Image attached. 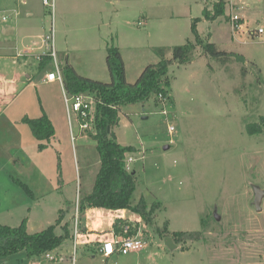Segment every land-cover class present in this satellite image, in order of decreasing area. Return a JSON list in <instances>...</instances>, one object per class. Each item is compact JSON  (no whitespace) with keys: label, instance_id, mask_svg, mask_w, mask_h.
Instances as JSON below:
<instances>
[{"label":"rangeland","instance_id":"1","mask_svg":"<svg viewBox=\"0 0 264 264\" xmlns=\"http://www.w3.org/2000/svg\"><path fill=\"white\" fill-rule=\"evenodd\" d=\"M25 1L26 5L20 0H0V45L14 44L15 56L28 51L26 57L0 62V74L21 77L19 98L0 111V224L17 227L28 218L29 233L35 234L54 225L65 210L63 224L57 227L62 233L65 223L72 228L75 206L80 196L92 191L100 163L96 141L80 133L75 121L73 140L62 91L56 96L52 88L41 84L46 73L55 72L53 61L40 69L36 58L44 52L42 37L53 19L56 50L61 49L81 75L110 81L107 48L114 44L124 58L128 81L134 83L147 65L159 62L152 47L194 41L192 19H171L167 13L181 14L179 6L193 1L192 16L202 18V5L208 2L206 9L211 7L213 13L220 0H109L108 6L107 0H55L53 15L42 0ZM164 5L170 7L165 10ZM13 10L18 15L2 21ZM229 12L227 4L225 15L216 23L202 22L197 30L205 38L211 32V42L221 51L245 55V80L239 63L221 68L199 47L191 63L175 62L169 67V98L152 94L145 102L121 107L114 132L120 144L135 149L128 155L134 158L130 167L136 172L131 203L143 199L148 208L144 218L132 211L124 214L141 218L138 227L145 248L113 254L107 262L103 255L79 247L76 264H264V202L262 213L251 204V184L264 188V134L250 136L245 129L264 116V39L244 32L246 39L235 41L226 18ZM235 13L250 15L255 27L264 28V0H245ZM27 29L33 33L27 34ZM244 34H238V39ZM242 83L246 87L237 91ZM43 112L54 124L55 137L39 150L38 140L22 119L39 118ZM16 179L25 182L34 196ZM216 209L220 221L214 219ZM202 218L208 228L201 239L189 240L174 251L164 245L159 230L166 224L171 231L196 232L202 230ZM81 219L85 225L95 218ZM102 219L90 228H98ZM69 245L64 243L66 251ZM37 262L50 264L41 257L28 258L25 250L0 257V264Z\"/></svg>","mask_w":264,"mask_h":264},{"label":"trees","instance_id":"2","mask_svg":"<svg viewBox=\"0 0 264 264\" xmlns=\"http://www.w3.org/2000/svg\"><path fill=\"white\" fill-rule=\"evenodd\" d=\"M213 9V13L206 8L203 10V16L209 21H216L225 15V1L220 0L213 6ZM226 18L229 22L230 17L226 15ZM200 21V18L192 20L191 31L194 41L188 39L181 46L153 48V52L160 58L159 62L147 65L134 83L128 81L124 58L119 47L114 44L107 48V68L111 75V80L108 82L81 76L71 63H66V60H62L61 63L59 57L61 76L67 93L70 95L92 94L98 99L96 134L91 133L90 136L96 141L95 152H97L100 166L92 191L80 196L79 208L82 214L97 208L107 211L127 210L145 217L148 209L146 202L142 199L135 205L131 203L132 195L136 190V172L126 169V160L129 153L135 152V149L132 146L121 145L117 140L114 128L120 122V111L123 105L145 102L152 94L163 100L169 98L168 71L173 63L176 62L180 65L191 63L196 58L197 48L200 47L203 53L214 59L221 68L233 62L239 63L242 79L247 78L245 55L221 51L215 43L211 42V35L208 34L206 38L199 35L197 25ZM241 23L243 24V20H240L239 24ZM49 63H51V59L45 57L39 68L44 69ZM245 87L246 83H242L241 88L237 91ZM22 121L30 127L32 134L38 140L39 150H44L55 137L54 124L45 112L39 118L32 119L26 116ZM245 129L250 136L264 134V116L256 123L247 124ZM15 182L30 196H34L25 182L20 179H16ZM72 209L73 207H70L68 211H72ZM151 210L152 212L156 211L155 205ZM67 213V211L61 210L54 225L35 234H31L27 230L28 218H24L17 227L0 224V257H8L20 250H25L28 258L37 260L45 253L55 251L69 241L72 235L69 223L61 226L62 233L57 232V227L63 224ZM127 223V220L116 218L113 223L116 234H122V226ZM201 226V231L172 232L166 224L164 229L159 230V236L162 239L171 236L174 243L180 245L189 240L201 239L202 234L208 228L207 222L203 218Z\"/></svg>","mask_w":264,"mask_h":264},{"label":"built area","instance_id":"3","mask_svg":"<svg viewBox=\"0 0 264 264\" xmlns=\"http://www.w3.org/2000/svg\"><path fill=\"white\" fill-rule=\"evenodd\" d=\"M22 4L26 5L27 1L20 0ZM44 6L51 8L52 15L55 11V0H42ZM226 6L228 4L230 12L227 14L230 17V24L232 28V33L234 36L239 34L243 24H239L240 20L244 21L243 15H239V13H235L238 10V4L244 3L245 0H225ZM18 11L13 10L9 13L8 16H3L2 21L7 22L11 16H17ZM244 23V22H243ZM247 33L253 35V39L263 37L264 39V28L262 26H257L255 29L248 30ZM43 39V46L44 52L37 55V59L39 60V64L44 60L45 57L50 58L55 65V72H51L46 75V81H58L61 83L63 88V96L66 105V113L69 116L70 120V133L72 134L73 140H75V133H74V121L78 124L79 132L84 134H96V122H97V114L96 109L98 105V99L95 95H70L67 93L63 83V77L61 76L60 71V64H59V57L57 56L56 50V38H55V23L53 19L52 26L50 27L49 32L45 36L42 37ZM28 51L23 53H18L16 56L19 57H26ZM170 134H174L173 126L169 127ZM134 162V158L129 156L126 160V169L128 171L131 170L130 164ZM75 215H74V222L72 226V235L69 240V250H65L63 245L55 249V251L47 252L42 255L46 262L50 264H62L66 261H69L70 264H76L77 261V254L79 251V247L82 246H93L97 247L98 253L103 255L106 258H110L113 254H131L132 252H138L145 248L144 239L141 237V228L137 227V224L141 222L140 219L135 218H126L122 215L117 216L116 218H121L127 220V224L123 225L122 234H116L113 224H112V231L110 233L99 232L98 228H90L86 223L83 225L81 217L85 216L86 219L98 222L99 219L102 218V209L93 208V210L88 211L86 214H82L79 203L75 206ZM114 211L120 210H112L109 211L110 214ZM123 211V210H121ZM94 214L93 217H91ZM113 217V223L116 219ZM136 230V231H135ZM94 236H98L95 238ZM71 249V250H70ZM66 254V255H65ZM69 254V256H67ZM33 264H41L40 262L33 263Z\"/></svg>","mask_w":264,"mask_h":264},{"label":"crops","instance_id":"4","mask_svg":"<svg viewBox=\"0 0 264 264\" xmlns=\"http://www.w3.org/2000/svg\"><path fill=\"white\" fill-rule=\"evenodd\" d=\"M104 3H106V0H104ZM192 3H194V2L193 1H190L189 3L186 2L185 4H183V6H179V7H181V12H182L181 14H179V13L176 14L174 11H171L170 13H167L168 15L166 17L169 16L171 19H177V18H183V16H184V17L191 18L192 20L193 19H196V18H194V16H192L193 15L192 14L193 13V5H192ZM107 4L111 5L112 3H111V1L107 0V3L105 5L108 6ZM206 5H209V3L208 2L207 3H204L202 5V7H201L202 18H200L201 21L198 23L197 27H199V25L202 24V22L209 21L208 19H206L203 16V10L206 8ZM158 6H159V4H158ZM165 7H168L169 8L170 6L164 5L163 8H165ZM247 8L248 9L251 8L250 7V4L247 5ZM207 9L210 10L211 7L207 8ZM165 10H166V8H165ZM30 11H32V12L26 13V18H27V22L28 23L30 21L29 20L30 17L33 15V10H30ZM101 12H105V11H101ZM156 17H158L159 19H161L160 16H156ZM243 17H244V21H243L244 23H243V26H242L241 31L239 32V34L240 33L244 34V32L247 33L248 30H252V29H255L256 28L255 27V24H254V21L250 18V15L244 14ZM145 18L146 17L144 16V19ZM218 20L219 19H217L216 21H214L212 23L214 24ZM230 27H231V24H230ZM21 30H22V28H21ZM27 31H28L27 34L33 33V29H31V30L30 29H27ZM5 32H7L8 34H11L12 33L11 30H6ZM231 33H232V28H231ZM209 35H211V40H212V38H214V35L211 32L209 33ZM237 35L234 36V34H233V36L236 37L235 41L238 40L239 42H241V40H245L246 39V37H245L246 35L245 34H244V37L243 38L241 37L239 39H238V36ZM165 46H167V45H165ZM165 46H162V47H165ZM153 48H155V47H152V50H153ZM13 51H14V44H12V45H2L1 44L0 45V62H1V60L5 59V58H11L12 59V56H14L15 58H17L15 55H13ZM57 54H58V57H60V59L66 60V63H69V64L71 63L76 68V66L72 62H70L69 57L67 58L65 56V54L61 52V49H60V51L59 50L57 51ZM76 70H77V68H76ZM77 72L80 74V72L78 70H77ZM48 74L46 73L44 75V81L41 84L44 85V87L52 88L54 90V92H56L55 93L56 96H58L60 94V91H62V93H63V88H62V85H61L60 82H58V81L47 82L46 81V77L45 76L48 75ZM81 76H83V75H81ZM28 78L31 81V77L28 76ZM20 80H21V77L19 75L13 76V79H9L6 75L0 74V111L3 108H5L6 106L9 107L12 103H14V101L17 100V98H19L18 97L19 94L17 92V84L20 82ZM49 118H50V116H49ZM120 212L121 213H119V211H117V212L114 211V212H112V214H110V213H105L103 211L102 214H103L104 219H102V222L100 224H98V229H99L98 231L101 232V233L102 232H105L107 234L110 233L112 231L113 217L116 218L119 215H122V216L126 217V215L124 214V212H125L124 210L123 211L120 210ZM131 218H133V217H131ZM94 223H95V221L88 222L87 223L88 224V227L92 226ZM28 227H29V219H28V223H27V230H28ZM172 232H174V231H172ZM94 237L97 238L98 236H94ZM82 247L91 250V252H95L94 254H97L98 253V250H97V247H95V244L93 246L91 245V246H82ZM179 248H180V245H178V249ZM108 259L109 258H107V260H106L107 262H108ZM62 264H70V262L69 261H66L65 263H62Z\"/></svg>","mask_w":264,"mask_h":264},{"label":"water","instance_id":"5","mask_svg":"<svg viewBox=\"0 0 264 264\" xmlns=\"http://www.w3.org/2000/svg\"><path fill=\"white\" fill-rule=\"evenodd\" d=\"M168 148H169V146L165 147V150H167ZM251 186H252V190L254 193V199H253V202L251 204L255 207V209L258 213H262L263 212V205L262 204L264 202V188L257 185V184H251ZM214 218L216 219V221L221 220V217L218 214L217 209L214 211ZM164 245L172 251L178 249V245H176L174 243V240L171 236L166 237L164 239Z\"/></svg>","mask_w":264,"mask_h":264}]
</instances>
